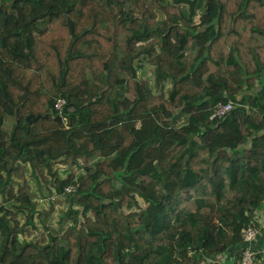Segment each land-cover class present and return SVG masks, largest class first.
<instances>
[{"label":"trees","instance_id":"16d2710c","mask_svg":"<svg viewBox=\"0 0 264 264\" xmlns=\"http://www.w3.org/2000/svg\"><path fill=\"white\" fill-rule=\"evenodd\" d=\"M263 206L264 0H0V264H239Z\"/></svg>","mask_w":264,"mask_h":264},{"label":"built area","instance_id":"2783aa9c","mask_svg":"<svg viewBox=\"0 0 264 264\" xmlns=\"http://www.w3.org/2000/svg\"><path fill=\"white\" fill-rule=\"evenodd\" d=\"M233 107V101L219 102L215 107L211 118H222L228 112H230ZM65 109L70 112L73 111V107L71 105H68L67 99L60 96L55 104V110L57 111L59 116H61L64 120L66 117ZM73 189L74 186H70L66 189V192H71ZM259 230L260 228L258 226H248L242 229L244 246L239 264H263L262 260L257 257V252L251 245V243L255 240L256 236L258 235Z\"/></svg>","mask_w":264,"mask_h":264},{"label":"rangeland","instance_id":"374dc122","mask_svg":"<svg viewBox=\"0 0 264 264\" xmlns=\"http://www.w3.org/2000/svg\"><path fill=\"white\" fill-rule=\"evenodd\" d=\"M194 54H195V51L194 52H192L191 50L188 51V56L191 57ZM143 66L144 67L142 68V71L140 72V74L142 76L146 77V78L151 79L153 77V68L151 67L150 64H145L144 63ZM34 126L37 127V129H39V125L37 123H35ZM56 166H57V168L65 169L64 164H62L61 162H58V164ZM26 175H27V178L29 179L30 176L28 174H26ZM31 184H32V187L34 188L35 184L33 182H31ZM42 185H43L44 189L47 188L46 183L44 181H42ZM45 191H47V190H45ZM39 196H43V195H39ZM51 206H54V212H53L54 215H53V217H54L55 221H53L52 219L51 220L49 219L48 220L49 221L48 224L51 223L53 226H57L56 220L59 217V213H60L61 210L65 209L67 207V203L65 202L64 198H62V197L48 196V197H46L44 199L39 198V207H40V209H43V210L47 209L48 210ZM41 234H42V232L41 233H37L38 237H40Z\"/></svg>","mask_w":264,"mask_h":264},{"label":"crops","instance_id":"0c3cea01","mask_svg":"<svg viewBox=\"0 0 264 264\" xmlns=\"http://www.w3.org/2000/svg\"><path fill=\"white\" fill-rule=\"evenodd\" d=\"M258 227L260 228L255 240L251 243L254 250L257 252V257L260 258L264 264V206L257 212ZM236 250L232 249L223 259V263L234 264L236 259Z\"/></svg>","mask_w":264,"mask_h":264},{"label":"water","instance_id":"95a60500","mask_svg":"<svg viewBox=\"0 0 264 264\" xmlns=\"http://www.w3.org/2000/svg\"><path fill=\"white\" fill-rule=\"evenodd\" d=\"M39 117H40L39 114H38V115L30 114V115L27 117V119H28L29 122H31L32 120H35V121L38 120Z\"/></svg>","mask_w":264,"mask_h":264}]
</instances>
